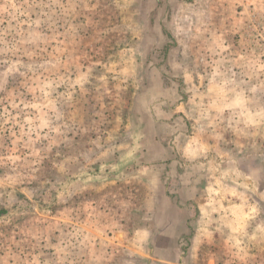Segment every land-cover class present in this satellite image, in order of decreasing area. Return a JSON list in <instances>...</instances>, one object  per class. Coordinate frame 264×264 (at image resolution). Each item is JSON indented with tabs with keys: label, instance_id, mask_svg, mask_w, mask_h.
I'll return each instance as SVG.
<instances>
[{
	"label": "rangeland",
	"instance_id": "1",
	"mask_svg": "<svg viewBox=\"0 0 264 264\" xmlns=\"http://www.w3.org/2000/svg\"><path fill=\"white\" fill-rule=\"evenodd\" d=\"M0 210V264H264V0H0Z\"/></svg>",
	"mask_w": 264,
	"mask_h": 264
},
{
	"label": "crops",
	"instance_id": "2",
	"mask_svg": "<svg viewBox=\"0 0 264 264\" xmlns=\"http://www.w3.org/2000/svg\"><path fill=\"white\" fill-rule=\"evenodd\" d=\"M125 233V232H124ZM117 235L119 236V238H121L122 237V235H123V231H118L117 232ZM120 242V241H119ZM89 246V245H88ZM83 249L86 251V248H84L83 247ZM122 249H124V250H126V249H128L127 247H125V248H122ZM129 250V249H128ZM85 251H84V255L86 254V255H88V252H86L85 253ZM136 251V250H135ZM148 252H150V249L147 251V253ZM146 253V252H145ZM146 253V255H148ZM85 258H87V257H85ZM82 260V257H79V258H75V261L73 262V264H77V262H80ZM116 261H118V262H116ZM115 261V257H114V259H112V260H110L109 262H108V264H122V262L121 261H119L118 259Z\"/></svg>",
	"mask_w": 264,
	"mask_h": 264
},
{
	"label": "trees",
	"instance_id": "3",
	"mask_svg": "<svg viewBox=\"0 0 264 264\" xmlns=\"http://www.w3.org/2000/svg\"><path fill=\"white\" fill-rule=\"evenodd\" d=\"M4 212V210H0V213Z\"/></svg>",
	"mask_w": 264,
	"mask_h": 264
}]
</instances>
